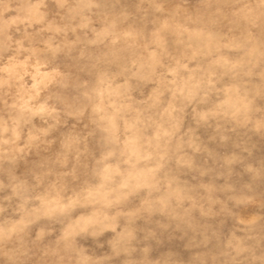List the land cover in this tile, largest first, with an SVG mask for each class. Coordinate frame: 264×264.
Instances as JSON below:
<instances>
[{
	"label": "rangeland",
	"instance_id": "1",
	"mask_svg": "<svg viewBox=\"0 0 264 264\" xmlns=\"http://www.w3.org/2000/svg\"><path fill=\"white\" fill-rule=\"evenodd\" d=\"M0 264H264V0H0Z\"/></svg>",
	"mask_w": 264,
	"mask_h": 264
}]
</instances>
